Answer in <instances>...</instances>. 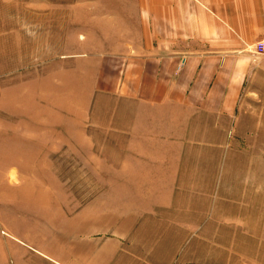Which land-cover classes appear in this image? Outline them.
Listing matches in <instances>:
<instances>
[{"label":"crops","instance_id":"obj_1","mask_svg":"<svg viewBox=\"0 0 264 264\" xmlns=\"http://www.w3.org/2000/svg\"><path fill=\"white\" fill-rule=\"evenodd\" d=\"M154 1L130 13L115 2L72 47L91 58L100 95L85 125L106 189L74 226L91 235L60 246L57 261L10 233L0 264H190L194 249L219 247L206 233L221 214L206 202L225 208L228 152L264 135V54L249 48L264 39V0Z\"/></svg>","mask_w":264,"mask_h":264},{"label":"rangeland","instance_id":"obj_2","mask_svg":"<svg viewBox=\"0 0 264 264\" xmlns=\"http://www.w3.org/2000/svg\"><path fill=\"white\" fill-rule=\"evenodd\" d=\"M143 1L0 0V246L14 233L36 255L58 261L60 246L91 235L74 226L80 204L106 189L98 154L88 151L99 140L85 125L100 95L86 70L91 58L72 47L85 43L92 22L115 16V2L130 13ZM240 143L228 162L249 161L252 168L228 167L225 208L206 202L221 214L208 225L215 234L206 233L219 247L194 249L190 264H264V135Z\"/></svg>","mask_w":264,"mask_h":264},{"label":"built area","instance_id":"obj_3","mask_svg":"<svg viewBox=\"0 0 264 264\" xmlns=\"http://www.w3.org/2000/svg\"><path fill=\"white\" fill-rule=\"evenodd\" d=\"M249 48L256 54H264V39L256 42L253 46Z\"/></svg>","mask_w":264,"mask_h":264}]
</instances>
